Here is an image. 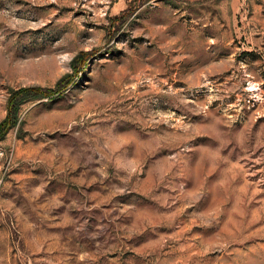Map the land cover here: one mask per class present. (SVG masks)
Returning a JSON list of instances; mask_svg holds the SVG:
<instances>
[{"label":"rangeland","instance_id":"obj_1","mask_svg":"<svg viewBox=\"0 0 264 264\" xmlns=\"http://www.w3.org/2000/svg\"><path fill=\"white\" fill-rule=\"evenodd\" d=\"M67 74L0 140V264H264V0H0V122Z\"/></svg>","mask_w":264,"mask_h":264},{"label":"trees","instance_id":"obj_2","mask_svg":"<svg viewBox=\"0 0 264 264\" xmlns=\"http://www.w3.org/2000/svg\"><path fill=\"white\" fill-rule=\"evenodd\" d=\"M81 55H77L73 60L75 71H78V61ZM73 76L67 74L63 76L57 83V88L41 87V86H24L10 91L7 101V114L0 122V140L4 138L10 128L15 126L19 121V112L22 105L30 99L49 96L53 94L56 89H60L62 85H67L72 81Z\"/></svg>","mask_w":264,"mask_h":264},{"label":"built area","instance_id":"obj_3","mask_svg":"<svg viewBox=\"0 0 264 264\" xmlns=\"http://www.w3.org/2000/svg\"><path fill=\"white\" fill-rule=\"evenodd\" d=\"M9 157H10L9 152L6 151L3 146L0 145V181H1L2 168L4 167L5 163L9 160Z\"/></svg>","mask_w":264,"mask_h":264}]
</instances>
